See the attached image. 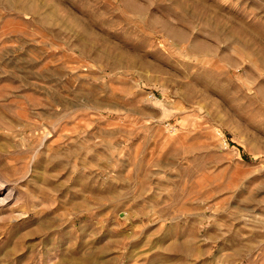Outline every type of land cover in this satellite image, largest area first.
Returning <instances> with one entry per match:
<instances>
[{
  "label": "rangeland",
  "instance_id": "obj_1",
  "mask_svg": "<svg viewBox=\"0 0 264 264\" xmlns=\"http://www.w3.org/2000/svg\"><path fill=\"white\" fill-rule=\"evenodd\" d=\"M0 264H264V0H0Z\"/></svg>",
  "mask_w": 264,
  "mask_h": 264
}]
</instances>
